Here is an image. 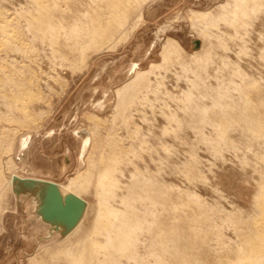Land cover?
Instances as JSON below:
<instances>
[{
  "label": "rangeland",
  "instance_id": "obj_1",
  "mask_svg": "<svg viewBox=\"0 0 264 264\" xmlns=\"http://www.w3.org/2000/svg\"><path fill=\"white\" fill-rule=\"evenodd\" d=\"M66 1L0 0V264H264V0ZM80 174L63 233L25 179Z\"/></svg>",
  "mask_w": 264,
  "mask_h": 264
},
{
  "label": "bare ground",
  "instance_id": "obj_2",
  "mask_svg": "<svg viewBox=\"0 0 264 264\" xmlns=\"http://www.w3.org/2000/svg\"><path fill=\"white\" fill-rule=\"evenodd\" d=\"M37 1V0H36ZM50 1V0H49ZM68 1V0H67ZM66 1V2H67ZM104 1V0H103ZM110 1V0H109ZM135 2V1H137V0H112L111 1V3H110V11H109V13H108V15L107 14H105V17L106 18H104V17H102V16H100V19H98L99 21H98V23H96L97 22V19H94L95 20V22L93 23V24H90L91 26H90V28H88V29H86L87 31L86 32H84L83 31V34L85 35V36H82L81 38H82V41H81V39H77V42H76V44H78V43H80V45H84V46H86V47H88L89 45H91L90 47L92 48V45H95L94 47H96V49L95 50H102V48L104 47V45L108 42V41H110V39H112L111 37H112V35L113 34H111V30L113 29V26L115 25V23H118V24H125L124 22H125V20L126 19H128V17L130 18V20H131V17H132V15H131V11H132V9H134L135 7H132V3L133 2ZM242 1V0H241ZM102 2V1H101ZM44 3H45V1H44ZM98 3V2H97ZM122 3H124L126 6H127V8H128V10H127V16H125L124 17V15L122 16L121 14H120V10H119V12H118V8L119 9H121L120 7H121V4ZM237 3H239L238 1H237ZM46 4V3H45ZM45 4L43 5V6H45ZM47 5V4H46ZM106 5V4H105ZM48 6V5H47ZM102 6V5H101ZM125 6V7H126ZM103 7V6H102ZM42 8V7H41ZM51 8V7H50ZM108 8V9H109ZM125 9V8H124ZM137 9V7L135 8V10ZM47 10V9H46ZM61 10V9H60ZM44 11V10H43ZM42 11V12H43ZM44 12H46V11H44ZM43 12V13H44ZM118 12V13H117ZM140 12V11H139ZM102 14V13H101ZM121 16H120V15ZM210 14V13H209ZM207 15V18H209V16L210 15ZM40 15H42V14H40ZM39 15V16H40ZM45 15V14H44ZM55 15V14H54ZM107 15V16H106ZM45 16H47V20H48V18L50 17H52L51 15L48 17V15H47V13H46V15ZM44 16V17H45ZM92 16H93V14H92ZM199 16H200V18H204L205 17V15H203V14H199ZM43 17V16H42ZM98 17V16H97ZM38 18V17H37ZM41 18V17H40ZM95 18V17H94ZM194 18L195 19H193V20H198V15H195L194 16ZM215 18V17H214ZM41 19H44V18H41ZM52 19V18H51ZM45 20V19H44ZM47 20H45V21H43L44 22V24L45 25H49V26H53L54 24V20L53 21H51V22H53L52 24H50L49 23V21H47ZM208 20H210V19H208ZM39 21V20H38ZM92 22H93V20H91ZM91 22V23H92ZM131 22V21H130ZM41 24H43L42 23V21L40 22ZM6 26V25H5ZM56 26V25H55ZM84 26V25H83ZM4 27V26H3ZM43 27V26H42ZM85 27V26H84ZM46 28V27H45ZM61 28V27H60ZM86 28V27H85ZM84 28V29H85ZM66 29V28H65ZM114 31V30H113ZM113 31H112V33H113ZM7 34V33H6ZM59 34V33H58ZM125 35H127V34H125ZM59 36V35H58ZM45 39V38H44ZM113 41V40H112ZM111 41V42H112ZM113 43V42H112ZM73 44V43H72ZM111 44V43H110ZM109 44V45H110ZM108 45V46H109ZM107 46V45H106ZM111 46V45H110ZM174 46L175 47H178V43L177 42H174L173 40H170V41H168V43H166L165 44V46H164V48H163V51H162V54H163V56H164V58H166L169 54H171L172 52H174V51H177V49H174ZM92 50V49H91ZM175 53V52H174ZM68 61V60H67ZM129 90V89H128ZM28 97V96H27ZM23 102V101H22ZM196 106H198V105H196ZM90 142V137H89V135H86V141H85V145H84V147H86L87 146V144ZM119 151V150H118ZM116 152V151H115ZM110 160V159H109ZM102 164V163H101ZM115 165V164H114ZM111 168V167H110ZM104 169V168H103ZM105 169H106V167H105ZM104 169V170H105ZM99 170V169H98ZM109 170H105V172L103 171V175H100L101 173H100V170H99V175H97V176H99L100 177V179L101 180H97L98 182L100 181V184H102V181L103 180H105L106 178L108 179V175L110 174L109 172H108ZM112 171V170H111ZM96 174H97V172H96ZM111 175V174H110ZM90 176V175H89ZM16 177V175L15 176H13V178H15ZM99 177H98V179H99ZM110 178H113V177H111V176H109ZM88 179H89V177L87 176H82L81 174L77 177V178H73L72 180H71V182H70V184L69 185H66V190L68 191V193H63L62 192V189L59 187V184L58 183H55V182H52V181H48V180H44V179H37V178H31V179H25V181H28L27 183H28V185L30 184V189H32V191L36 194V196H39V197H41V196H43L44 195V202H46V203H44V205H43V207H42V214H43V212H44V209L46 208V206L48 205L47 204V201H46V199H45V194H46V191L48 190L47 188H48V186L51 184V183H53V184H55L59 189H60V192H61V194H62V196H63V200H64V198H65V196L67 195V194H73V195H75L76 197H78V198H80V196H78L76 193L77 192H81V191H84V190H82V188L84 187V185H86V183L88 182ZM106 179V180H107ZM114 179V178H113ZM112 179V180H113ZM109 180V179H108ZM115 180V179H114ZM22 182V181H21ZM107 182V181H106ZM105 183V182H104ZM106 184V183H105ZM109 184H110V182H109ZM104 185V184H103ZM143 185H145L144 183H143ZM101 185H99V187H100ZM108 186V185H107ZM103 188V187H102ZM132 188V187H131ZM139 188V187H138ZM85 189V188H84ZM130 189V188H129ZM135 189V188H134ZM133 189V190H134ZM99 190V189H98ZM103 190V189H102ZM136 192L138 191L137 190V188H136V190H135ZM135 191L133 192L134 193V195H136V197H137V199H139V196L141 195L139 192H137V193H135ZM140 191H142L141 189H140ZM132 192V190L131 191H129V193H131ZM99 193V192H98ZM102 193H103V191H102ZM128 193V194H129ZM137 194H140V195H138L137 196ZM133 195V196H134ZM103 196V195H102ZM129 196H130V194H129ZM131 196H132V194H131ZM130 196V198H132ZM103 198V197H102ZM102 198H101V200H102ZM130 198H127V199H130ZM134 198V197H133ZM80 199H82V198H80ZM136 199V198H135ZM134 199V200H135ZM83 201H84V210H85V208H86V201L84 200V199H82ZM100 200V201H101ZM133 200V199H132ZM132 200H129V201H131V202H133ZM136 201H138V200H136ZM261 201H263V200H261ZM106 202L107 201H105V205H106ZM128 202V200H126V203ZM130 202V203H131ZM99 203H101V202H99ZM130 203H128V205L129 206H133V208H134V205H130ZM43 204V203H42ZM41 204V205H42ZM102 204H104L103 203V201H102ZM132 204V203H131ZM261 204H263V210L261 211V212H263L264 213V203H261ZM104 205V206H105ZM109 206V205H108ZM110 207V206H109ZM108 207V208H109ZM108 208L107 209H105L106 211L108 210ZM131 207H129V209H130ZM109 210H111L112 212H113V208L112 209H109ZM109 210H108V212H109ZM132 210H134V209H132ZM105 211V212H106ZM111 212V213H112ZM116 212V210L114 211V213ZM83 213H85L84 211H83ZM110 213V212H109ZM113 213V214H114ZM103 214V213H102ZM112 214V216H114V215H116V214H114L113 215ZM83 215V214H82ZM111 215V214H110ZM110 215H107V216H109L110 217ZM105 216H106V214H105ZM111 216V217H112ZM117 216V215H116ZM124 217H128L129 215L128 214H126V215H123ZM130 216H132L131 214H130ZM84 217V216H83ZM99 217H101V215L99 216ZM118 217V216H117ZM121 217V216H120ZM123 217V218H124ZM60 219H62V217H59ZM134 218V220H135V217H132V218H130V219H133ZM261 218H263V217H261ZM117 220H118V218H116ZM63 220V219H62ZM116 220V221H117ZM123 220H125V218L124 219H122V218H120L119 219V224H117L116 223V221H115V223L113 224V226L115 227V229L113 230V231H116V239H113V241H112V243H113V245H117V246H122V248H123V246H126V244H127V238L124 236V235H122L120 232H119V229L122 227V224H125V223H122L123 222ZM51 221H54V219L52 220L51 219ZM64 221V220H63ZM112 221V220H111ZM131 221V220H130ZM56 222V221H55ZM65 222V221H64ZM125 222H127V224H128V222H129V220L127 219ZM261 222V221H260ZM260 222H259V224H260ZM262 223V227L264 228V221H262L261 222ZM79 224V223H78ZM98 224V223H97ZM117 225H119V226H117ZM129 225V224H128ZM127 225V226H128ZM76 226V225H75ZM75 226H73V227H75ZM126 226V227H127ZM261 226V225H260ZM73 227H69L67 224H66V222L64 223V224H57V226L55 227L56 229H58V230H60V231H62L63 233L64 232H66V231H69V230H65V229H67V228H69V229H71V228H73ZM129 227H130V225H129ZM110 228V227H109ZM261 228V227H260ZM78 229V228H77ZM131 229V228H130ZM115 234V233H114ZM99 235V234H98ZM96 245V244H95ZM116 246V247H117ZM128 246V245H127ZM73 247V246H72ZM85 248V247H84ZM73 249V248H72ZM74 251V250H73ZM75 251H77V250H75ZM62 252V251H61ZM60 252V253H61ZM67 252V251H66ZM69 252V251H68ZM68 252H67V254H68ZM71 252H72V250H71ZM78 253V252H77ZM69 254H71V253H69ZM68 254V255H69ZM72 254H75V253H72ZM79 254H81V253H79ZM94 254V253H93ZM54 255V254H53ZM57 255V254H56ZM58 255H59V253H58ZM58 255H57V258H58ZM78 256V255H77ZM76 256V257H77ZM69 256H67L66 258H68ZM74 257V256H73ZM78 257H80V256H78ZM59 258H60V256H59ZM71 258V257H70ZM75 258V257H74ZM76 259V258H75ZM248 260H249V258H248ZM247 260V261H248ZM69 261V260H68ZM70 261H72V259L70 260ZM243 262V261H242ZM70 263H72V262H70ZM240 264H244V262L243 263H240ZM247 264H254V262L252 261V260H250V261H248V263Z\"/></svg>",
  "mask_w": 264,
  "mask_h": 264
},
{
  "label": "water",
  "instance_id": "obj_3",
  "mask_svg": "<svg viewBox=\"0 0 264 264\" xmlns=\"http://www.w3.org/2000/svg\"><path fill=\"white\" fill-rule=\"evenodd\" d=\"M46 191L45 199L47 206L43 215L49 220L54 217H62L69 227L75 226L84 211V201L73 194H67L63 200L60 189L51 183Z\"/></svg>",
  "mask_w": 264,
  "mask_h": 264
}]
</instances>
